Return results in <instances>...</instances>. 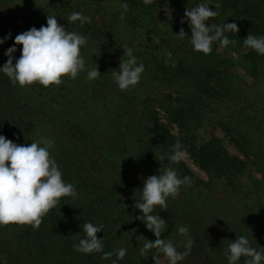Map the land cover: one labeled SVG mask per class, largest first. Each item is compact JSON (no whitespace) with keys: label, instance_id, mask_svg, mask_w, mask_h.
Instances as JSON below:
<instances>
[{"label":"trees","instance_id":"obj_1","mask_svg":"<svg viewBox=\"0 0 264 264\" xmlns=\"http://www.w3.org/2000/svg\"><path fill=\"white\" fill-rule=\"evenodd\" d=\"M181 1L183 4L180 0H43L37 6L9 9L0 15V38L11 33L0 44V67L7 62L9 47L17 49L13 63L21 55L22 45H15V36L47 26V15L56 16L66 31L88 38L81 49L85 70L76 79L64 77L60 86L45 88L36 83L20 87L0 72V134L20 145L41 138L53 140L51 155L63 180L77 191L76 198H61L38 230L30 225H0V264H155L156 249L147 252V259L140 255L144 238L152 232L137 218L142 212L135 203L142 199L144 180L163 174L168 167L181 178L190 177L191 184L182 185L175 199L169 197L167 210L155 208L153 214L167 222L161 239L175 241L178 252L183 253L187 249L180 240L185 236L177 229L187 227L194 241L186 256L191 264H229L228 245L241 235L264 254V178L255 177L256 172L264 177V105L253 106L249 114L240 112L233 120L235 128L218 122L244 160L225 152L215 138L196 135L203 113L196 106L208 110L206 98L217 105L231 99L229 67L242 66L254 82L264 76V55L244 45L248 34L264 36V0ZM205 2L213 11L215 5L220 6L218 16L207 21L209 25L236 23L239 28L236 34L225 33L234 44L225 47L214 41L208 55L193 49L190 22L184 17L187 8ZM159 6L165 9L162 14ZM94 9L102 23L95 20ZM73 12L82 13L90 22H70ZM181 27L183 39L177 36ZM127 48L133 49L145 70L136 86L122 91L112 76L119 67L105 58L114 51L121 63ZM167 52L172 53L171 60ZM96 65L101 75L89 80L87 71ZM157 84L174 89L179 98L174 101L173 94H162L167 124L159 122L157 113L144 102L137 103ZM169 123L176 125L178 134L170 133ZM177 141L205 172L207 182L197 179L181 161L170 160ZM247 171H251L250 182L244 184L240 177ZM215 183L232 202V215L218 210L217 215L209 216L214 201L200 210L194 189H209ZM205 214L208 225L202 220ZM86 222L103 225L97 233L103 240V252L74 250L73 245L85 238ZM212 229L219 232L211 236ZM120 248L127 249L123 259L115 254L103 258L105 252ZM248 259L241 257L237 264H246Z\"/></svg>","mask_w":264,"mask_h":264},{"label":"clouds","instance_id":"obj_2","mask_svg":"<svg viewBox=\"0 0 264 264\" xmlns=\"http://www.w3.org/2000/svg\"><path fill=\"white\" fill-rule=\"evenodd\" d=\"M147 2L148 0H145V3ZM122 7L126 9L127 5ZM219 7V4L215 5L216 11H213L205 2L185 10L184 17L190 22L191 28L190 42L196 52L210 54L213 42L217 40L225 47L235 43L225 33H238L236 23H225L220 26L207 23L210 18L218 16ZM68 19L70 22L79 21L81 24L90 22V19L80 12H73ZM185 19L181 20V24ZM177 36L181 39L185 37L183 27ZM10 37L11 33L0 38V44ZM87 39L76 32L66 31L65 27L58 23L56 16L47 15V26H41L39 29L32 27L15 36V45H22L21 55L13 63V54L17 49L15 46L9 47L5 52L7 62L0 67V72L20 87L36 83L45 88L52 85L60 86L64 82V77L76 79L85 70L81 49L87 44ZM244 45L264 55V36L248 34L244 39ZM125 52L128 59L121 60L119 71L112 72L122 91L136 86L145 70L143 63L138 64L133 49H124ZM171 56L172 53L167 52L169 60ZM172 66H175L174 62ZM100 75L98 65L87 71L89 80L98 79ZM182 147L177 141L170 156L172 162L183 159L185 153ZM52 148L54 141L51 139L41 138L30 144L20 145L0 134V225H30L34 230H38L43 218L59 204L61 198L77 197L75 186L63 180L62 172L51 155ZM186 184L190 186L191 178L187 176L181 178L171 167L166 168L163 174L150 175L144 180L142 199L135 203V208L142 212L137 218L145 223L156 240L150 242L143 237L145 243L140 251L142 257L147 259V252L156 249L158 253H163L167 257L170 264H177L189 254L194 243L188 235L189 229L185 226H179L177 229L179 234L186 237L187 249L183 253L178 252L171 241L160 238L167 227L166 220L158 214H153L157 206L161 210H167L169 197L175 199L181 186ZM102 230V224L84 223L85 238H81L77 245H73L74 250L85 254L103 252V240L97 238V233ZM126 253V248H120L114 252H105L103 258L109 259L115 254L118 259H123ZM228 253L229 264H237L241 257L250 258L246 264H261L264 261V254L252 247L249 240L242 235L237 236L234 242L231 241ZM152 258L155 264H159L158 256L154 255ZM113 264L116 262L113 261Z\"/></svg>","mask_w":264,"mask_h":264},{"label":"rangeland","instance_id":"obj_3","mask_svg":"<svg viewBox=\"0 0 264 264\" xmlns=\"http://www.w3.org/2000/svg\"><path fill=\"white\" fill-rule=\"evenodd\" d=\"M43 0H0V15L7 14V11L9 9L12 10H18L22 7L29 6V5H35L37 6L39 3H41ZM181 4L182 1L180 0ZM34 6V7H35ZM165 11V9L161 8L159 6L158 12L161 14ZM94 15L95 20L102 23V19L100 18V14L96 12L94 9ZM112 57H106L105 61H107L110 65H117L119 67V60L115 59V53L114 51L111 52ZM227 58L228 56L225 55ZM127 57V56H126ZM126 57L123 60H126ZM232 57L236 58V53H232ZM122 60V61H123ZM228 68V67H227ZM229 76V81L231 82V99L224 100L221 105L215 104V101H211L208 103V100L206 98L205 103L208 104L209 108L208 110L202 109L200 106H196V110L198 112H203L202 114H199L200 118V127L196 131L197 137L199 139H207L213 137L216 140L220 142L222 147L224 148L225 152H227L229 155H235L239 156V158H242L244 160V156L235 148L234 143L230 141L229 137L225 135L224 131L219 127L218 122H224L229 123V127L235 128V123L233 120H236L238 114L240 112L244 114H249L251 111V108L253 106L257 105H264V76L260 77L257 81H251V79L248 78L247 73L243 69L242 66H231L228 68L227 72ZM217 87V86H216ZM219 88V85H218ZM173 94L172 100L177 101L178 95L174 93V89L157 84L156 86H153L150 91H147L144 93L143 97L138 99L144 102L150 110L157 113V119L159 122L163 124L168 123V119L166 118L167 115L162 111L161 108V100L164 99L162 94ZM147 101H144V100ZM136 101L132 103L133 105L137 104ZM139 104V103H138ZM170 128L171 134H178V128L174 124H168ZM185 155L182 160H180L182 163L186 165V167L191 171V173L199 180H202L203 182H207L208 178L202 170L199 169V167L194 163V161L190 158L189 154L184 151ZM254 169V168H253ZM250 173L251 171L245 172L241 177L240 180L242 183L246 184L250 182ZM255 177L258 180H262L264 177L261 175V173H255ZM263 181V180H262ZM218 183V182H217ZM215 183L214 186L211 188H195L194 198L201 201L200 203V210H205V206H208L211 204V202H215L216 204L213 205L212 211H210L209 216H212L211 214L217 215V211L224 212L225 214H231L232 215V202L227 198L225 193L221 190L219 187V184ZM262 190L264 192V181L262 182ZM218 205H221V209L218 208ZM208 215H204L202 220H205L206 225H208V222L210 221L208 218L205 219V217H209ZM215 217V216H213ZM260 224V223H259ZM219 232V230H211L210 235L216 234ZM162 237V235H161ZM160 237V238H161ZM148 238H151V241H155L156 237L152 233L150 234ZM166 239V238H164ZM149 240V241H150ZM169 240V239H167ZM173 243V245L177 248V251L179 250L175 241L169 240ZM177 241V240H176ZM181 246L185 250V243H186V237L182 238ZM185 252V251H184ZM158 254V252H157ZM159 258V264H170V261L167 259V257L163 253H159L157 255ZM177 264H191L190 260L185 257L182 261H178Z\"/></svg>","mask_w":264,"mask_h":264}]
</instances>
